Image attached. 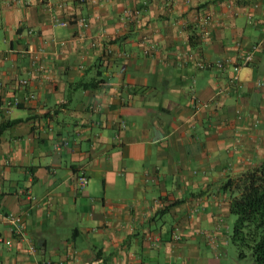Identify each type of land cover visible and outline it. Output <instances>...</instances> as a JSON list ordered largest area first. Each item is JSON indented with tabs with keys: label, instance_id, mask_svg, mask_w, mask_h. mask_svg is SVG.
I'll list each match as a JSON object with an SVG mask.
<instances>
[{
	"label": "crops",
	"instance_id": "0c3cea01",
	"mask_svg": "<svg viewBox=\"0 0 264 264\" xmlns=\"http://www.w3.org/2000/svg\"><path fill=\"white\" fill-rule=\"evenodd\" d=\"M249 52L233 84L196 65ZM8 120L0 264H226V182L264 160V0H0Z\"/></svg>",
	"mask_w": 264,
	"mask_h": 264
},
{
	"label": "trees",
	"instance_id": "16d2710c",
	"mask_svg": "<svg viewBox=\"0 0 264 264\" xmlns=\"http://www.w3.org/2000/svg\"><path fill=\"white\" fill-rule=\"evenodd\" d=\"M189 40L192 42L193 36ZM103 59L108 62V55L100 60ZM14 121L1 122L0 133ZM226 185L233 186L229 202V213L233 215L230 240L239 257L249 251L254 264H264V160L236 180L229 179Z\"/></svg>",
	"mask_w": 264,
	"mask_h": 264
},
{
	"label": "built area",
	"instance_id": "2783aa9c",
	"mask_svg": "<svg viewBox=\"0 0 264 264\" xmlns=\"http://www.w3.org/2000/svg\"><path fill=\"white\" fill-rule=\"evenodd\" d=\"M88 1H92L94 2L95 0H88ZM125 12L128 14V13H131L133 17L137 16L138 14V11L137 10H134V11H131V10H125ZM201 24L204 26V24L206 23V20L205 19H202L201 20ZM60 24L62 25H65L67 22L66 21H60L59 22ZM80 23L81 25L83 26H87V21L86 20H80ZM201 35H204V30H202V34ZM149 52V49H145L144 50V53H148ZM252 60V53L249 52L247 54H245L241 60L240 63H237V62H231V58L230 57H224V58H220V59H216L212 62H206V61H198L196 63L197 67L199 68H204L205 66H214L216 68H219V69H222V68H225L227 67L229 64L232 66V69L234 71V74L230 77V83L233 84L237 81L238 77H237V74L236 72L239 70L240 66H241V63H245V62H249ZM22 83H25L26 80L25 79H22L21 80ZM262 82L261 81H258L257 84L260 85ZM192 101L193 103L195 104V106H199L200 103L195 97L192 98ZM15 103H17L18 101L15 100L14 101ZM241 112L240 110L237 111V115H240ZM77 179H78V183L80 185V187H84L86 185V176L81 174V175H78L77 176ZM28 196H31L30 193H27ZM6 219L10 222V230L12 232V234H14L15 236L17 237H21L22 236V221H21V217L19 215H15V214H8L6 216ZM161 234L158 232L156 234V238H160ZM179 237H180V234H178V232H173L172 235H171V238L173 241H178L179 240ZM6 243L8 245H11V243L9 241H6ZM27 251L28 252H35L36 251V246L33 244V243H30L27 247ZM45 264H49V261H44Z\"/></svg>",
	"mask_w": 264,
	"mask_h": 264
},
{
	"label": "rangeland",
	"instance_id": "374dc122",
	"mask_svg": "<svg viewBox=\"0 0 264 264\" xmlns=\"http://www.w3.org/2000/svg\"><path fill=\"white\" fill-rule=\"evenodd\" d=\"M232 218H233V215H232ZM232 222H233V219H232ZM232 225L233 224L230 223V228L228 229V232L226 233V235H223V237L219 241L220 248L224 252V259L226 261V264H254L253 258L249 251H246L245 257L238 256V252L230 240V233L232 230Z\"/></svg>",
	"mask_w": 264,
	"mask_h": 264
}]
</instances>
